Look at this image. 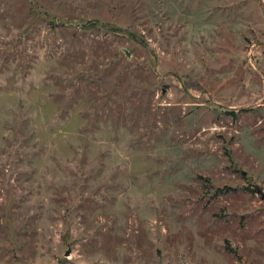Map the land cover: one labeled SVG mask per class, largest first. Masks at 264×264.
I'll use <instances>...</instances> for the list:
<instances>
[{
  "label": "rangeland",
  "instance_id": "1",
  "mask_svg": "<svg viewBox=\"0 0 264 264\" xmlns=\"http://www.w3.org/2000/svg\"><path fill=\"white\" fill-rule=\"evenodd\" d=\"M0 264H264V1L0 0Z\"/></svg>",
  "mask_w": 264,
  "mask_h": 264
},
{
  "label": "trees",
  "instance_id": "2",
  "mask_svg": "<svg viewBox=\"0 0 264 264\" xmlns=\"http://www.w3.org/2000/svg\"><path fill=\"white\" fill-rule=\"evenodd\" d=\"M264 1V0H263Z\"/></svg>",
  "mask_w": 264,
  "mask_h": 264
},
{
  "label": "water",
  "instance_id": "3",
  "mask_svg": "<svg viewBox=\"0 0 264 264\" xmlns=\"http://www.w3.org/2000/svg\"><path fill=\"white\" fill-rule=\"evenodd\" d=\"M244 174V173H243Z\"/></svg>",
  "mask_w": 264,
  "mask_h": 264
}]
</instances>
